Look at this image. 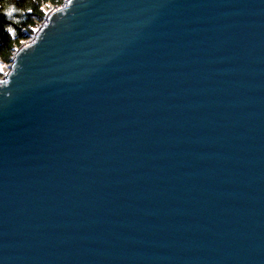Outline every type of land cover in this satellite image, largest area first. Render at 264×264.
I'll list each match as a JSON object with an SVG mask.
<instances>
[{
	"label": "water",
	"instance_id": "obj_1",
	"mask_svg": "<svg viewBox=\"0 0 264 264\" xmlns=\"http://www.w3.org/2000/svg\"><path fill=\"white\" fill-rule=\"evenodd\" d=\"M0 264H264V0H65L0 76Z\"/></svg>",
	"mask_w": 264,
	"mask_h": 264
},
{
	"label": "trees",
	"instance_id": "obj_2",
	"mask_svg": "<svg viewBox=\"0 0 264 264\" xmlns=\"http://www.w3.org/2000/svg\"><path fill=\"white\" fill-rule=\"evenodd\" d=\"M64 2L65 0H0V63L10 64L15 51L33 36L35 29L45 20L47 10ZM8 5H15L17 9L13 13L14 18L4 15L3 9ZM9 26L15 30L14 35L7 31ZM2 75L0 69V76Z\"/></svg>",
	"mask_w": 264,
	"mask_h": 264
},
{
	"label": "snow or ice",
	"instance_id": "obj_3",
	"mask_svg": "<svg viewBox=\"0 0 264 264\" xmlns=\"http://www.w3.org/2000/svg\"><path fill=\"white\" fill-rule=\"evenodd\" d=\"M29 11H31V9L29 8L28 9ZM4 15L7 16V17H11V18H14L13 17V13L17 11L15 5H8L6 6L4 9ZM7 31L9 33H12L13 35L15 34V30L13 28H11L10 26L7 28Z\"/></svg>",
	"mask_w": 264,
	"mask_h": 264
},
{
	"label": "rangeland",
	"instance_id": "obj_4",
	"mask_svg": "<svg viewBox=\"0 0 264 264\" xmlns=\"http://www.w3.org/2000/svg\"><path fill=\"white\" fill-rule=\"evenodd\" d=\"M8 65H9V64H1V63H0V69H1V71L3 72V75L6 73L7 68H8ZM3 75H2V76H3Z\"/></svg>",
	"mask_w": 264,
	"mask_h": 264
}]
</instances>
